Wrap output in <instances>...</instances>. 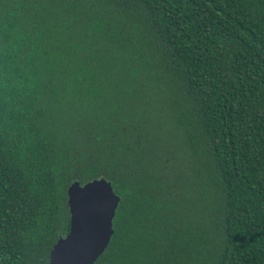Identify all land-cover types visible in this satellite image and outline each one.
I'll return each instance as SVG.
<instances>
[{
    "label": "trees",
    "instance_id": "obj_1",
    "mask_svg": "<svg viewBox=\"0 0 264 264\" xmlns=\"http://www.w3.org/2000/svg\"><path fill=\"white\" fill-rule=\"evenodd\" d=\"M99 178L95 264H264V0H0V264Z\"/></svg>",
    "mask_w": 264,
    "mask_h": 264
},
{
    "label": "water",
    "instance_id": "obj_2",
    "mask_svg": "<svg viewBox=\"0 0 264 264\" xmlns=\"http://www.w3.org/2000/svg\"><path fill=\"white\" fill-rule=\"evenodd\" d=\"M120 200L104 178L70 184L69 230L53 245L49 264H95L113 236V219Z\"/></svg>",
    "mask_w": 264,
    "mask_h": 264
}]
</instances>
